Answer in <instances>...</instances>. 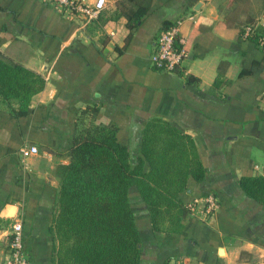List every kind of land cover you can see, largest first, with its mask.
Listing matches in <instances>:
<instances>
[{"label": "crops", "instance_id": "obj_1", "mask_svg": "<svg viewBox=\"0 0 264 264\" xmlns=\"http://www.w3.org/2000/svg\"><path fill=\"white\" fill-rule=\"evenodd\" d=\"M121 8L120 0H107L82 25L46 0H0V52L45 78L25 115L0 106V259L21 218L30 264H56V166L69 162L84 123L114 127L135 164L144 130L159 119L190 136L202 166L177 199L186 204L212 193L218 207L186 212L179 231H157L131 185L141 264H264V200L240 183L264 176V0H148L132 29L123 14L114 16ZM177 18L188 53L175 70H159L150 55L160 30ZM247 24L258 40L242 36ZM218 73L225 81L215 86ZM23 145L38 152L22 156Z\"/></svg>", "mask_w": 264, "mask_h": 264}, {"label": "trees", "instance_id": "obj_2", "mask_svg": "<svg viewBox=\"0 0 264 264\" xmlns=\"http://www.w3.org/2000/svg\"><path fill=\"white\" fill-rule=\"evenodd\" d=\"M120 3L124 8L114 16L123 14L128 27H136L148 0ZM224 81L218 73L213 84ZM44 85L42 74L0 52V106L15 117L25 115L32 96ZM141 150L142 157L132 164L130 150L117 139L114 127L88 122L74 136L69 162L56 166L60 177L52 221L58 240L56 264H141V238L128 193L131 185L137 186L146 203L154 230H180L188 209L177 195L189 175H202L194 142L156 119L144 130ZM240 183L264 200L263 175L242 176Z\"/></svg>", "mask_w": 264, "mask_h": 264}, {"label": "built area", "instance_id": "obj_3", "mask_svg": "<svg viewBox=\"0 0 264 264\" xmlns=\"http://www.w3.org/2000/svg\"><path fill=\"white\" fill-rule=\"evenodd\" d=\"M62 14L79 19L82 25L98 17L107 0H46ZM193 18V15H189ZM182 19L177 18L169 25L162 28L157 36L156 47L150 55L151 63L159 70L171 71L181 65L188 53L185 40L180 36ZM255 31L253 24H247L242 29V36L249 37ZM259 43L264 46V38H259ZM22 156L38 152L36 145H23L20 148ZM185 206L190 213L211 214L218 207L217 197L208 193L203 196H195L186 202ZM0 264H30L23 243L22 219H15L10 228L8 250L0 259ZM166 264H194L181 258H171Z\"/></svg>", "mask_w": 264, "mask_h": 264}]
</instances>
